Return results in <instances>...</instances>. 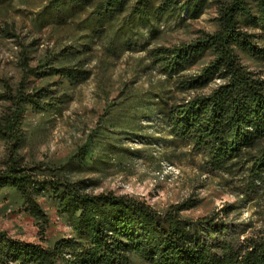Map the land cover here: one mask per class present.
<instances>
[{"label":"trees","instance_id":"trees-1","mask_svg":"<svg viewBox=\"0 0 264 264\" xmlns=\"http://www.w3.org/2000/svg\"><path fill=\"white\" fill-rule=\"evenodd\" d=\"M42 2L37 30L53 28L66 42L34 64V43L23 46L18 81L3 85L0 201L30 216L40 234L51 214L67 232L31 243L0 231V264H264V228L237 216L264 193V0ZM210 7L212 31L156 42L162 22L196 19ZM140 42V71L157 74V82L142 92L125 85L64 158L25 162L30 116L62 113L69 92L90 76L94 47L106 63ZM155 119L158 138L143 132ZM131 141L163 145L169 152L159 168L169 155L199 158L201 175L237 180L231 188L238 199L190 217L184 212L200 203L194 196L156 209L136 196L94 193L111 170L147 156Z\"/></svg>","mask_w":264,"mask_h":264},{"label":"rangeland","instance_id":"rangeland-1","mask_svg":"<svg viewBox=\"0 0 264 264\" xmlns=\"http://www.w3.org/2000/svg\"><path fill=\"white\" fill-rule=\"evenodd\" d=\"M42 3V0H0V93L3 85L14 86L19 79V58L23 46L34 43V60L31 61L34 64L45 52L66 42L53 28L37 30L33 18ZM214 15V8L210 7L196 19L162 22L159 27L161 36L156 42L170 45L192 38L197 30L212 31ZM140 44L106 63L102 61L103 53L99 45L94 47L91 60L85 66L90 70V76L69 92V100L62 113L30 116L27 134L31 139L22 150L25 162L64 158L83 141L85 134L95 126L103 113L106 103L116 98L125 85L133 91L142 92L157 82V74L140 71L146 64L145 52L140 50ZM3 108L0 100V112ZM143 126L145 134H154L157 138L163 135L157 119ZM128 146L145 150L147 156L126 164L122 170H111L92 189L94 193L113 191L136 196L156 209L194 196L200 199V203L184 212L190 217L206 215L238 199L231 188L237 180L229 184L225 183L229 179L225 174L201 175L198 169L200 159L197 157L192 160L169 155L170 160L162 161L159 168L161 156L169 152L163 145L145 147L139 141H131ZM184 152V149H178L174 153L182 156ZM2 156L0 144V160ZM237 216L238 222L250 221L255 229H263L264 193L245 203ZM51 221L52 225L44 234H40L30 216L20 211L5 210L4 202L0 201V231L12 238L40 243L43 236L48 238L67 232L54 214H51Z\"/></svg>","mask_w":264,"mask_h":264}]
</instances>
